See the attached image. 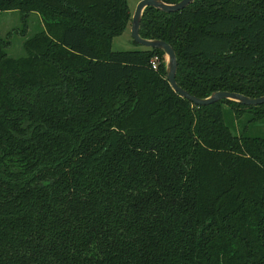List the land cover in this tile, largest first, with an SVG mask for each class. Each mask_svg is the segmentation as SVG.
<instances>
[{
	"label": "trees",
	"instance_id": "1",
	"mask_svg": "<svg viewBox=\"0 0 264 264\" xmlns=\"http://www.w3.org/2000/svg\"><path fill=\"white\" fill-rule=\"evenodd\" d=\"M13 9L41 27L18 56L0 33V264H264V135L247 129L264 103L197 105L160 48L112 49L127 0ZM139 34L173 47L195 96L264 94V0L149 5Z\"/></svg>",
	"mask_w": 264,
	"mask_h": 264
},
{
	"label": "water",
	"instance_id": "2",
	"mask_svg": "<svg viewBox=\"0 0 264 264\" xmlns=\"http://www.w3.org/2000/svg\"><path fill=\"white\" fill-rule=\"evenodd\" d=\"M192 0H178L177 2H165L164 0H139L131 14L130 19V34L135 42L140 43L145 47L160 48L165 55V71L169 84L172 89L178 92L181 96L189 99L197 105L209 104L218 99L226 98L238 101L243 104H259L264 103V94L259 96H248L236 91L229 90H214L205 97H198L182 88L175 79L177 68V59L173 47L164 39L161 38H146L139 34V25L143 10L146 6H153L163 11H175L188 5Z\"/></svg>",
	"mask_w": 264,
	"mask_h": 264
},
{
	"label": "rangeland",
	"instance_id": "3",
	"mask_svg": "<svg viewBox=\"0 0 264 264\" xmlns=\"http://www.w3.org/2000/svg\"><path fill=\"white\" fill-rule=\"evenodd\" d=\"M138 1L139 0H127L131 14L133 13ZM35 16L36 15L34 14L30 15L27 18V25H25L18 9L0 12V33L2 36L7 37L10 40V44L6 48L10 55L18 56L25 54L23 47L24 39L26 36L41 27V22L38 21V17L36 16V18ZM111 46L114 50L144 47L132 39L130 34V21L121 33L113 36ZM159 61L160 58L158 57V59H156V64H158ZM163 62H165V55L163 56ZM247 129L249 133L264 135V122H254L248 126Z\"/></svg>",
	"mask_w": 264,
	"mask_h": 264
},
{
	"label": "built area",
	"instance_id": "4",
	"mask_svg": "<svg viewBox=\"0 0 264 264\" xmlns=\"http://www.w3.org/2000/svg\"><path fill=\"white\" fill-rule=\"evenodd\" d=\"M156 59H157L156 56H155L154 58L151 59V66H152L153 68H156Z\"/></svg>",
	"mask_w": 264,
	"mask_h": 264
}]
</instances>
